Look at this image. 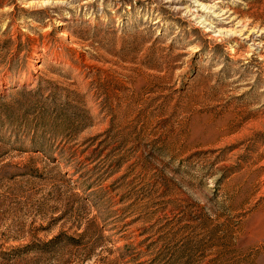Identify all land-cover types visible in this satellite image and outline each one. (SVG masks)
<instances>
[{"label": "rangeland", "instance_id": "rangeland-1", "mask_svg": "<svg viewBox=\"0 0 264 264\" xmlns=\"http://www.w3.org/2000/svg\"><path fill=\"white\" fill-rule=\"evenodd\" d=\"M0 264H264V0H0Z\"/></svg>", "mask_w": 264, "mask_h": 264}]
</instances>
